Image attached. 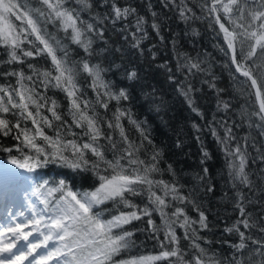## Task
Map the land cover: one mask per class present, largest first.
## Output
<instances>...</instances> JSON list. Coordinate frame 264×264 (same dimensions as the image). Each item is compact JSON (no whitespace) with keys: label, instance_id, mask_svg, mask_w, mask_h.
I'll return each mask as SVG.
<instances>
[{"label":"snow or ice","instance_id":"snow-or-ice-1","mask_svg":"<svg viewBox=\"0 0 264 264\" xmlns=\"http://www.w3.org/2000/svg\"><path fill=\"white\" fill-rule=\"evenodd\" d=\"M160 2L175 9L185 22L211 18L209 27L218 26L217 35H222L226 45L220 50L231 61L225 67L234 66L235 73L245 78L240 81L245 87L239 91L247 90L251 96L254 90L257 108L243 110L241 117L264 138V0H198L204 15H197L187 0ZM148 8H152L150 3ZM151 16V28L160 35L159 15L151 11ZM106 24L113 28L121 25L129 46L143 54L148 20L120 0H0V48L7 55L0 63L20 65L0 72V76L15 78L14 84H0V137L15 141L11 146L0 143V152L8 153L9 162L27 173L59 163L84 174L85 181L89 177L94 181L86 188L70 186L65 179L30 183L32 177L0 167V182L29 185L24 200L31 210L30 217L17 221L13 216V222L0 229V264H264V216L247 211L258 202L252 198L256 191L264 192V167L258 173L248 170L257 160L264 164V147L257 146L251 132L238 136L234 128L240 125L220 124L224 129L221 135L215 117L208 122V130L225 157L235 190L234 209L239 213L235 222L224 228L237 239L223 241L231 251L222 256L204 235L210 231L205 211L191 192L184 191L172 165L161 167L162 152L150 139L146 122L136 120L124 106L131 100L127 89L117 90L105 79L106 69L91 62L94 55L108 50L107 41L105 48H94L98 40H104ZM71 45L82 49L84 56L73 59ZM36 58L48 60L50 65L41 68L28 62ZM175 58L174 70L167 62L159 67L167 70L169 82L190 110L203 118L194 99L199 89L192 80L207 74L205 61L179 52ZM126 75L130 81L138 79L135 70ZM233 79L238 77L233 74ZM203 83L218 93L223 91L214 82ZM86 88L94 93V99L88 97ZM49 90L65 95L66 112L58 110L60 104L47 95ZM112 102L114 107H110ZM220 105L224 111L232 107L221 100L218 110ZM193 127L200 131L197 124ZM202 152L204 163L210 156L206 150ZM203 173L200 181L208 176L207 167ZM165 174L170 179H164ZM189 206L197 218L189 215ZM157 214L159 223L154 219ZM137 221L145 227L130 230ZM178 230H183L182 236ZM136 231L148 232L160 251L133 254ZM182 240L187 241L186 246L181 245Z\"/></svg>","mask_w":264,"mask_h":264},{"label":"trees","instance_id":"trees-1","mask_svg":"<svg viewBox=\"0 0 264 264\" xmlns=\"http://www.w3.org/2000/svg\"><path fill=\"white\" fill-rule=\"evenodd\" d=\"M189 6L197 15H204L198 6V0H187ZM121 4H128L135 7L139 15L145 16L148 20L146 30L148 36L142 42L143 54L139 50L132 49L129 41L124 38V33L120 31L121 25L115 28L111 24H106L104 40H98L94 44V48L99 51L105 48L104 41H107V51L101 55H94L91 59L93 64L99 63L106 71L104 77L107 81H111L116 89L125 88L131 96V100L125 102V107L130 108L133 117L138 121H144L145 128L150 135V139L157 149L162 152L163 163L161 167L166 168L169 164L175 170L176 177L181 185H184L185 192H191L196 204L205 211L210 231H206L204 235L208 240L212 241L211 248L216 250L218 254L226 256L230 253L229 245L223 243L225 240L235 241L237 237L226 233L224 228L231 226L238 218L239 213L234 209L235 190L233 189L226 165L225 157L220 150L216 139L208 130V122L213 121L215 117L217 123L215 126L217 131L223 135L224 129L220 124L227 123L229 125L237 124L240 127L234 128L238 136L243 137L251 132L256 137L257 146L264 147V138L259 136L258 130L250 129L241 117L243 110L252 111L257 108L253 94L248 95V91L243 93L239 89L244 88L240 84L244 77L237 75L230 65V59L220 50L226 47L223 42L222 35H217L218 29L209 27V19L198 20L190 19L187 22L182 20L175 9L163 7L160 0H120ZM152 5L151 10L148 4ZM97 11L102 9L97 8ZM151 11H155L159 15L161 23V33L157 35L151 28L152 16ZM191 16V13H188ZM18 23V22H17ZM50 30L55 31L54 29ZM61 35H63L61 33ZM161 36L163 39H161ZM130 40V38H129ZM73 51V59H79L84 56L82 49L71 45ZM116 49H121L117 52ZM183 53L190 57H199L204 60V67L208 70L207 74H201L193 78L192 83L199 91L194 93V99L199 109L203 112L204 117L193 113L185 102L184 98L179 95L175 89V85L168 80V72L159 65L167 62L171 69L176 67V53ZM155 53V57H153ZM5 51L0 48V61L6 60ZM28 62L36 64L38 67L44 68L50 65V61L36 58L28 59ZM19 68L20 65H4L0 63V72L10 71L12 68ZM28 72L27 65L23 69ZM135 70L138 73V79L128 80L127 72ZM235 74L238 79H233ZM213 78H215L213 80ZM214 82L216 88L223 89L217 92L210 88L203 81ZM15 83V78H5L0 76V84ZM81 84L86 86V82L81 79ZM43 91V88H40ZM88 97L94 99V93L90 88H86ZM47 95L53 96L58 103L60 112H66L68 103L65 95L59 91L49 90ZM226 101L232 107L228 111H224L222 105L218 110V101ZM112 102L110 107H114ZM101 113L104 109H99ZM50 115V114H49ZM110 115V113H109ZM69 119L70 117H65ZM127 126V121H124ZM200 126L198 132L193 124ZM80 131L79 129H75ZM133 136L137 135L134 130H130ZM0 143L5 146H11L15 143L8 137H0ZM179 144V146H177ZM203 150L209 153L210 158L201 163ZM252 155H256L254 149H250ZM16 154V153H13ZM9 162V154L0 152V165ZM208 168V176L204 181L198 179L204 175L203 169ZM264 167L259 160L252 164L248 169L252 173H258L259 168ZM24 176L32 177L33 182H42L48 180L52 183L60 179H65L70 186L75 188H86L94 181L89 177L87 181L83 179L84 174L74 172L73 170L62 167L59 163H49L42 168H37L33 173H22ZM164 179H170L165 174ZM256 179V176H253ZM3 182H0V185ZM259 183V181H258ZM23 192L29 187L28 184L18 183ZM212 186L213 191H207V187ZM248 195H252L248 193ZM258 201L247 207V211L255 216H264V192L256 191L252 197ZM35 200V198H33ZM37 208L42 205L35 200ZM139 203V199H137ZM111 207V205L109 206ZM189 215L197 218V214L191 211L189 206ZM154 219L160 222L157 214ZM145 227V223L134 222L129 226L130 230ZM183 235V230H178ZM137 249H133V254L157 253L160 251L157 242L149 238L148 232H135L134 237ZM182 246L187 245V241H181ZM166 264V262H161Z\"/></svg>","mask_w":264,"mask_h":264},{"label":"rangeland","instance_id":"rangeland-1","mask_svg":"<svg viewBox=\"0 0 264 264\" xmlns=\"http://www.w3.org/2000/svg\"><path fill=\"white\" fill-rule=\"evenodd\" d=\"M0 167L12 169L18 173H22L23 171L16 168V166L10 162H7ZM1 186L3 188L1 187L2 190L0 189V229H2L5 225L12 223L13 216H15L17 221H22L31 216L29 204L25 202L24 192H22V189L18 186L17 182L9 181L5 184H1ZM4 188L5 191L3 190ZM20 212H23L24 215H18Z\"/></svg>","mask_w":264,"mask_h":264},{"label":"water","instance_id":"water-1","mask_svg":"<svg viewBox=\"0 0 264 264\" xmlns=\"http://www.w3.org/2000/svg\"><path fill=\"white\" fill-rule=\"evenodd\" d=\"M217 29H218V26H215ZM218 31H219V29H218ZM230 63H231V61H230ZM232 68L234 69V71H235V68H234V66H232ZM237 75H239L238 73H236ZM252 93H253V96H254V99H255V95H254V90H252ZM257 106V105H256Z\"/></svg>","mask_w":264,"mask_h":264}]
</instances>
